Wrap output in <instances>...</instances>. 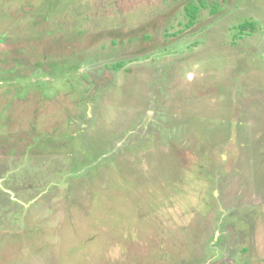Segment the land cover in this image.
I'll list each match as a JSON object with an SVG mask.
<instances>
[{
	"label": "rangeland",
	"instance_id": "1",
	"mask_svg": "<svg viewBox=\"0 0 264 264\" xmlns=\"http://www.w3.org/2000/svg\"><path fill=\"white\" fill-rule=\"evenodd\" d=\"M0 264H264V0H0Z\"/></svg>",
	"mask_w": 264,
	"mask_h": 264
},
{
	"label": "trees",
	"instance_id": "2",
	"mask_svg": "<svg viewBox=\"0 0 264 264\" xmlns=\"http://www.w3.org/2000/svg\"><path fill=\"white\" fill-rule=\"evenodd\" d=\"M204 7H205V3L203 1L198 6L197 5L195 6L192 3L186 6L185 13L189 19V24H187V26H191V24L195 25V23L197 22L199 13L201 9ZM215 13H217V10H214V14ZM237 29H238V32H239L238 34L240 37L244 36L245 33H247L248 31L254 33L257 30L255 23H252V22H244L241 25H239Z\"/></svg>",
	"mask_w": 264,
	"mask_h": 264
}]
</instances>
